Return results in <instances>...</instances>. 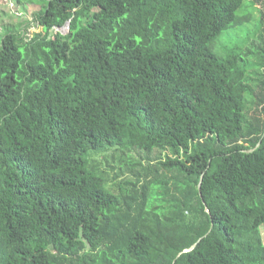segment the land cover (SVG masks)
<instances>
[{
	"label": "trees",
	"instance_id": "obj_1",
	"mask_svg": "<svg viewBox=\"0 0 264 264\" xmlns=\"http://www.w3.org/2000/svg\"><path fill=\"white\" fill-rule=\"evenodd\" d=\"M33 1L0 42V264H264L253 3Z\"/></svg>",
	"mask_w": 264,
	"mask_h": 264
},
{
	"label": "rangeland",
	"instance_id": "obj_2",
	"mask_svg": "<svg viewBox=\"0 0 264 264\" xmlns=\"http://www.w3.org/2000/svg\"><path fill=\"white\" fill-rule=\"evenodd\" d=\"M252 4V9L246 10L247 2L241 15L247 14L252 10V20H257L261 15L264 18V0H249ZM41 11V6L33 0H0V42L7 30H15L17 32L25 33L27 37H33L35 33L41 32L38 29V23L35 19L36 15ZM245 30V29H244ZM244 30L238 29L232 33L223 34L215 43L214 49L216 52L221 53L231 48H239L238 41L244 37ZM250 40V39H249ZM254 42L250 44V47ZM249 48L247 43L245 50ZM114 152L107 151L99 154L96 158L103 164L108 163L110 166L115 164L112 162ZM264 226L261 228L264 233Z\"/></svg>",
	"mask_w": 264,
	"mask_h": 264
},
{
	"label": "water",
	"instance_id": "obj_3",
	"mask_svg": "<svg viewBox=\"0 0 264 264\" xmlns=\"http://www.w3.org/2000/svg\"><path fill=\"white\" fill-rule=\"evenodd\" d=\"M69 29V24H67V30ZM201 185V184H200ZM199 189H200V187H199ZM196 247V244L190 249V250H192V249H194ZM190 250H188V251H190ZM186 252V251H185Z\"/></svg>",
	"mask_w": 264,
	"mask_h": 264
},
{
	"label": "built area",
	"instance_id": "obj_4",
	"mask_svg": "<svg viewBox=\"0 0 264 264\" xmlns=\"http://www.w3.org/2000/svg\"><path fill=\"white\" fill-rule=\"evenodd\" d=\"M64 30L66 31V30H67V27H66V28H64Z\"/></svg>",
	"mask_w": 264,
	"mask_h": 264
}]
</instances>
